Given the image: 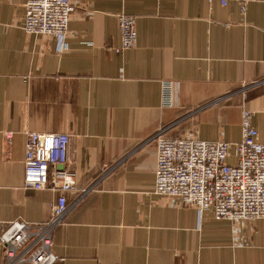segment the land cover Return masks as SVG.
<instances>
[{
	"label": "crops",
	"instance_id": "obj_1",
	"mask_svg": "<svg viewBox=\"0 0 264 264\" xmlns=\"http://www.w3.org/2000/svg\"><path fill=\"white\" fill-rule=\"evenodd\" d=\"M25 1L0 0V234L50 221L58 193L24 186L26 135L66 134L76 191L52 231L57 264H264V221L152 193L158 135L234 144L245 110L264 144V2L72 0L60 50L24 33ZM120 13L137 38L115 53Z\"/></svg>",
	"mask_w": 264,
	"mask_h": 264
},
{
	"label": "built area",
	"instance_id": "obj_2",
	"mask_svg": "<svg viewBox=\"0 0 264 264\" xmlns=\"http://www.w3.org/2000/svg\"><path fill=\"white\" fill-rule=\"evenodd\" d=\"M222 7L236 2L242 10L248 3L264 0H207ZM76 4L72 0H26L21 28L27 35L55 39L65 49L68 24ZM121 45L115 53L129 50L137 38L136 19L117 15ZM168 89V88H167ZM163 104L171 106L165 91ZM252 113L242 111L240 141H204L197 137L155 138V182L152 193L195 209L235 227L264 221V144L251 124ZM10 143L11 134L5 136ZM69 136L27 133L24 186L34 191L58 193L49 205L50 221L43 224L8 223L0 234L5 264H57L52 250V231L67 210V195L76 191V175L67 165ZM233 150V154L231 152Z\"/></svg>",
	"mask_w": 264,
	"mask_h": 264
}]
</instances>
